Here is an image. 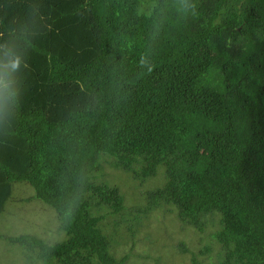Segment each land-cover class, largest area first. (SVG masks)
I'll use <instances>...</instances> for the list:
<instances>
[{"label":"trees","instance_id":"16d2710c","mask_svg":"<svg viewBox=\"0 0 264 264\" xmlns=\"http://www.w3.org/2000/svg\"><path fill=\"white\" fill-rule=\"evenodd\" d=\"M13 57L0 214L23 182L66 234L0 238L31 262L131 264L112 239L150 236L161 211L207 240L181 244L190 264H264V0H0V74ZM103 157L162 184L127 209L124 184L96 180Z\"/></svg>","mask_w":264,"mask_h":264},{"label":"rangeland","instance_id":"374dc122","mask_svg":"<svg viewBox=\"0 0 264 264\" xmlns=\"http://www.w3.org/2000/svg\"><path fill=\"white\" fill-rule=\"evenodd\" d=\"M97 181H107L111 184L114 182L122 185V191L126 195V207L131 208L133 205V197L136 190H152L156 186H160L161 182H156L155 177L149 178L143 184L129 180L127 175L120 172L114 167L110 157H103L98 171L95 173ZM128 182V184L126 183ZM13 198L0 214V233L15 236L22 233H31L38 235L49 242H59L65 237L63 230H58L59 221L56 210L35 197L34 188L26 183L19 182L13 186ZM28 199V201H25ZM104 210L98 208L96 214H104ZM173 218V213L163 214L161 211L149 213L147 220L148 228L145 231H150V236L143 238L141 234L135 237V244L132 245V239L126 238L112 239L111 249L118 255H124L131 250L136 253H141L142 256H136L132 259L135 264H190L186 256L188 253L180 251L184 247L198 250L207 240L198 232L191 228H181L177 221L170 224V219ZM111 218L106 217L103 223V230L110 232ZM169 223V224H168ZM143 229V230H144ZM152 230L156 232L152 236ZM127 229H124L125 235ZM130 234V232L128 231ZM22 249L18 244L11 243L4 238H0V264H44L42 261L26 259L22 255ZM25 257V258H24ZM204 264L214 262L215 255L205 257L201 256Z\"/></svg>","mask_w":264,"mask_h":264},{"label":"clouds","instance_id":"9594fccd","mask_svg":"<svg viewBox=\"0 0 264 264\" xmlns=\"http://www.w3.org/2000/svg\"><path fill=\"white\" fill-rule=\"evenodd\" d=\"M20 58L13 57L6 66V72L0 74V107L8 104L15 96L13 74L20 68Z\"/></svg>","mask_w":264,"mask_h":264},{"label":"bare ground","instance_id":"6f19581e","mask_svg":"<svg viewBox=\"0 0 264 264\" xmlns=\"http://www.w3.org/2000/svg\"><path fill=\"white\" fill-rule=\"evenodd\" d=\"M219 163V162H218ZM257 164V163H256ZM239 171V170H238ZM216 173V172H215ZM233 182V181H232ZM237 187V186H236ZM251 196V195H250ZM237 199V198H236ZM225 205V204H224ZM237 207V206H236ZM256 212V211H255Z\"/></svg>","mask_w":264,"mask_h":264}]
</instances>
